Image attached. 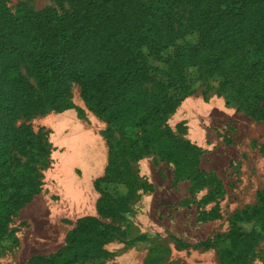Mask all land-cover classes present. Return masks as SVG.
<instances>
[{
    "label": "trees",
    "instance_id": "trees-1",
    "mask_svg": "<svg viewBox=\"0 0 264 264\" xmlns=\"http://www.w3.org/2000/svg\"><path fill=\"white\" fill-rule=\"evenodd\" d=\"M52 1L57 7L15 15L0 0L1 222L39 189L37 161L48 155L40 135L16 126V119L60 109L73 83L106 124L138 128L143 147L204 80H215L238 110L264 120V0ZM173 153L181 156L184 173L203 180L197 148L175 140ZM105 183L104 176L94 181L99 215H111V202L117 200H110ZM257 198L258 204L232 215L227 232L195 243L175 242L182 249L226 242L219 254L223 264H249L264 238V189ZM239 221L248 226L236 228ZM103 236L109 237L107 226L82 216L65 243L69 249L82 240L98 246ZM58 254L31 256L26 264H53Z\"/></svg>",
    "mask_w": 264,
    "mask_h": 264
},
{
    "label": "rangeland",
    "instance_id": "rangeland-1",
    "mask_svg": "<svg viewBox=\"0 0 264 264\" xmlns=\"http://www.w3.org/2000/svg\"><path fill=\"white\" fill-rule=\"evenodd\" d=\"M2 4L15 15L57 7L52 0ZM20 72L25 74L24 68ZM14 124L40 135L48 155L37 161L39 189L5 223L0 220V264H26L31 256L57 253L53 264H223L219 254L226 242L182 249L175 239L195 243L227 232L232 215L258 204L257 191L264 189V120L238 110L213 79L201 82L167 116L159 134L168 136L157 134L144 147L138 128L106 124L88 109L74 83L63 107L20 116ZM175 140L197 148L202 181L183 172L181 156L173 153ZM100 176L113 194L110 200L117 199L111 215L94 208L100 196L94 181ZM76 205L89 209L74 210ZM89 214L109 228V237L98 246L82 240L69 249L66 234ZM247 226L239 221L235 227ZM263 259L264 238L249 264Z\"/></svg>",
    "mask_w": 264,
    "mask_h": 264
},
{
    "label": "crops",
    "instance_id": "crops-1",
    "mask_svg": "<svg viewBox=\"0 0 264 264\" xmlns=\"http://www.w3.org/2000/svg\"><path fill=\"white\" fill-rule=\"evenodd\" d=\"M97 199H98V198H97ZM96 201H97V200H96ZM83 202H85V201H83ZM80 207H81V205H80L79 207H78V205H76V206L74 207V210L88 211V209H89V208L87 207V209H85V210H81ZM94 208H95V211H96V202H95V207H94ZM89 215H91V214H89ZM86 216H88V215H86Z\"/></svg>",
    "mask_w": 264,
    "mask_h": 264
}]
</instances>
